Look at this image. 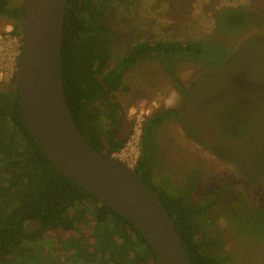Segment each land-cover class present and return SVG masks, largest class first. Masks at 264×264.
Masks as SVG:
<instances>
[{"label":"rangeland","instance_id":"obj_1","mask_svg":"<svg viewBox=\"0 0 264 264\" xmlns=\"http://www.w3.org/2000/svg\"><path fill=\"white\" fill-rule=\"evenodd\" d=\"M13 26L0 17V47ZM110 26L111 66L142 42L203 46L202 55L150 58L129 70L117 94L128 141L138 117L171 112L155 132L153 183L175 196L190 190L199 206L221 197L205 218L224 235L219 254L264 264V0H126ZM14 73L0 78V92H17Z\"/></svg>","mask_w":264,"mask_h":264},{"label":"trees","instance_id":"obj_2","mask_svg":"<svg viewBox=\"0 0 264 264\" xmlns=\"http://www.w3.org/2000/svg\"><path fill=\"white\" fill-rule=\"evenodd\" d=\"M125 1L68 0L63 30L62 72L71 113L86 142L111 156L131 135L117 95L129 70L150 58L204 54L199 43L142 42L111 66L110 21ZM26 3L0 0V17L14 22L18 37ZM16 89L0 92V264H155L150 245L127 219L49 162L27 129ZM169 117L171 112L144 123L134 169L173 218L189 264H230L219 254L224 235L207 222L221 197L199 206L190 202V190L175 196L153 183L154 136ZM28 223L36 227L28 230Z\"/></svg>","mask_w":264,"mask_h":264},{"label":"water","instance_id":"obj_3","mask_svg":"<svg viewBox=\"0 0 264 264\" xmlns=\"http://www.w3.org/2000/svg\"><path fill=\"white\" fill-rule=\"evenodd\" d=\"M68 0H28L16 80L27 129L49 162L146 239L155 264H189L175 222L157 193L114 155L90 146L71 113L62 72Z\"/></svg>","mask_w":264,"mask_h":264},{"label":"built area","instance_id":"obj_4","mask_svg":"<svg viewBox=\"0 0 264 264\" xmlns=\"http://www.w3.org/2000/svg\"><path fill=\"white\" fill-rule=\"evenodd\" d=\"M12 35L14 37H12ZM1 41L5 47H0V78H2L4 73L7 71H14L16 73L22 52L21 37L16 38V35H14L12 31H9L6 38L1 39ZM13 42H17L18 45L16 47L11 46ZM143 126L144 120L138 117L132 139L126 143L125 147L118 154L114 155L118 160H121L131 168H135L141 155ZM139 150L140 153H138ZM122 153H125L124 158H118Z\"/></svg>","mask_w":264,"mask_h":264}]
</instances>
